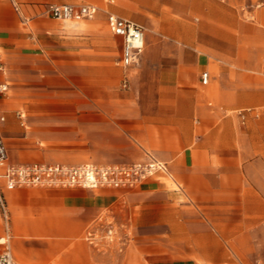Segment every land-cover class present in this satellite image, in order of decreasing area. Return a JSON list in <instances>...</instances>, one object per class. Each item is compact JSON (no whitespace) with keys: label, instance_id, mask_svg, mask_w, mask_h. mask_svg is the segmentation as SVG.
Returning a JSON list of instances; mask_svg holds the SVG:
<instances>
[{"label":"crops","instance_id":"1","mask_svg":"<svg viewBox=\"0 0 264 264\" xmlns=\"http://www.w3.org/2000/svg\"><path fill=\"white\" fill-rule=\"evenodd\" d=\"M165 4L156 28L115 0H0V172L166 166L133 189L2 181L0 253L19 264H264V46L221 38L228 1ZM52 5L97 13L70 24ZM111 15L143 27L136 64L123 65Z\"/></svg>","mask_w":264,"mask_h":264},{"label":"built area","instance_id":"2","mask_svg":"<svg viewBox=\"0 0 264 264\" xmlns=\"http://www.w3.org/2000/svg\"><path fill=\"white\" fill-rule=\"evenodd\" d=\"M49 15L65 22H82L95 18L97 10L92 6L75 8L69 5H52ZM110 31L123 39L122 63L125 67L139 61L145 47V34L141 25L109 16ZM3 65L0 63V72ZM203 84L209 81V74L202 76ZM8 87L0 85V94L6 93ZM7 151L0 135V167L6 165ZM160 172H166V166L155 160L145 164L133 165H95L84 164L67 166L62 164H33L25 166L7 165L4 172H0V208L8 216L7 204L2 192V181L9 190L24 187H79L92 190L99 189H133L142 182ZM0 264H19L12 252L7 249L0 253Z\"/></svg>","mask_w":264,"mask_h":264},{"label":"rangeland","instance_id":"3","mask_svg":"<svg viewBox=\"0 0 264 264\" xmlns=\"http://www.w3.org/2000/svg\"><path fill=\"white\" fill-rule=\"evenodd\" d=\"M122 1H132L131 4ZM165 1L173 0H115V6L127 11L140 24L158 28L166 22L163 14L171 8ZM178 1V0H176ZM201 1V0H200ZM228 1V17L224 21L215 22V26L223 29L221 37L229 46L252 48L264 46V0H215ZM227 3V2H226ZM74 24V22H67ZM86 21L79 22L84 24ZM76 24V23H75ZM107 28V25H106ZM108 29V28H107ZM260 33V34H259ZM24 188H71V187H24ZM79 188V187H75Z\"/></svg>","mask_w":264,"mask_h":264}]
</instances>
